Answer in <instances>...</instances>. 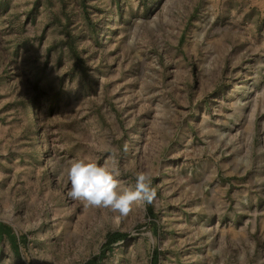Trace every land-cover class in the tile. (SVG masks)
<instances>
[{
	"label": "rangeland",
	"instance_id": "obj_1",
	"mask_svg": "<svg viewBox=\"0 0 264 264\" xmlns=\"http://www.w3.org/2000/svg\"><path fill=\"white\" fill-rule=\"evenodd\" d=\"M0 264H264V0H0Z\"/></svg>",
	"mask_w": 264,
	"mask_h": 264
},
{
	"label": "clouds",
	"instance_id": "obj_2",
	"mask_svg": "<svg viewBox=\"0 0 264 264\" xmlns=\"http://www.w3.org/2000/svg\"><path fill=\"white\" fill-rule=\"evenodd\" d=\"M61 175L70 185L68 197L120 217L127 216L138 203H152L156 195L150 174L138 173L134 188L121 189L119 168L99 165L88 157L71 161Z\"/></svg>",
	"mask_w": 264,
	"mask_h": 264
}]
</instances>
